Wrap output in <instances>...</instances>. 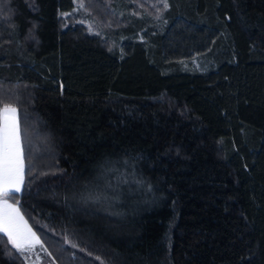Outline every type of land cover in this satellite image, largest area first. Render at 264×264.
I'll return each mask as SVG.
<instances>
[{
	"label": "trees",
	"instance_id": "trees-1",
	"mask_svg": "<svg viewBox=\"0 0 264 264\" xmlns=\"http://www.w3.org/2000/svg\"><path fill=\"white\" fill-rule=\"evenodd\" d=\"M166 2L0 0L9 198L54 264H264V0Z\"/></svg>",
	"mask_w": 264,
	"mask_h": 264
},
{
	"label": "snow or ice",
	"instance_id": "snow-or-ice-1",
	"mask_svg": "<svg viewBox=\"0 0 264 264\" xmlns=\"http://www.w3.org/2000/svg\"><path fill=\"white\" fill-rule=\"evenodd\" d=\"M164 7H167L166 0ZM17 111L16 107L5 104L0 113V232L14 248L24 252L41 242L19 207L8 202L10 196L21 191L24 183L25 149Z\"/></svg>",
	"mask_w": 264,
	"mask_h": 264
},
{
	"label": "rangeland",
	"instance_id": "rangeland-1",
	"mask_svg": "<svg viewBox=\"0 0 264 264\" xmlns=\"http://www.w3.org/2000/svg\"><path fill=\"white\" fill-rule=\"evenodd\" d=\"M17 118L19 120L18 111H17ZM116 181L119 182L118 180H116ZM122 185L123 186L125 185L124 182ZM10 201L13 202L12 200H10ZM24 252L26 253V260H27L28 264H54V262L52 261L51 257L49 256V254L46 250V247L44 245H43V247H41V245L33 246L31 250H27Z\"/></svg>",
	"mask_w": 264,
	"mask_h": 264
},
{
	"label": "crops",
	"instance_id": "crops-1",
	"mask_svg": "<svg viewBox=\"0 0 264 264\" xmlns=\"http://www.w3.org/2000/svg\"><path fill=\"white\" fill-rule=\"evenodd\" d=\"M1 119H2V115H1ZM25 169H26V165H25ZM24 181H25V170H24ZM23 185H24V183H23ZM23 185H22V188H23ZM22 190V189H21ZM21 192V191H20ZM10 199V198H9ZM8 199V202L9 203H12V204H15L14 202H11L10 200ZM16 206H18L17 204H16ZM20 209V208H19ZM20 212H21V210H20ZM22 213V212H21ZM23 214V213H22ZM24 216V215H23ZM24 219L27 221V219L24 217ZM27 223H28V221H27ZM28 225L31 227V225L28 223ZM31 229H32V231L33 232H35L34 230H33V228L31 227ZM2 233V232H1ZM4 234V233H3ZM35 234H36V232H35ZM36 236H38L37 234H36ZM39 240H40V238H39ZM40 242H41V240H40ZM42 244V242L40 243V244H35V245H33V246H36V245H41ZM52 259V258H51Z\"/></svg>",
	"mask_w": 264,
	"mask_h": 264
}]
</instances>
